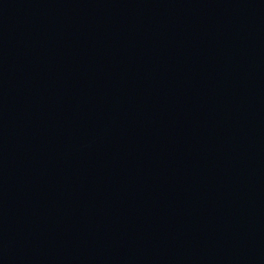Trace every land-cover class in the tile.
I'll return each instance as SVG.
<instances>
[{
	"label": "water",
	"instance_id": "obj_1",
	"mask_svg": "<svg viewBox=\"0 0 264 264\" xmlns=\"http://www.w3.org/2000/svg\"><path fill=\"white\" fill-rule=\"evenodd\" d=\"M0 264H264V0H0Z\"/></svg>",
	"mask_w": 264,
	"mask_h": 264
}]
</instances>
